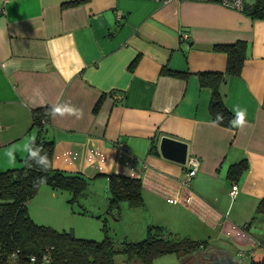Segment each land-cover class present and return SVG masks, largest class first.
I'll return each instance as SVG.
<instances>
[{"label":"crops","instance_id":"0c3cea01","mask_svg":"<svg viewBox=\"0 0 264 264\" xmlns=\"http://www.w3.org/2000/svg\"><path fill=\"white\" fill-rule=\"evenodd\" d=\"M236 40L245 41V56L221 91L233 115L234 109L245 111L243 128L213 123L211 89L197 76L224 70L226 53L213 45ZM263 103L264 18L215 0H0V170L21 164L33 134V107L80 109L79 119L50 116L52 165L82 172L89 184L103 174L106 207V174H125L116 149V141H123L137 157L144 201L137 208L150 214L147 223L200 241L179 257L181 264L264 260V238L251 231L264 195ZM161 135L186 141L188 154L199 158L188 184L184 164L160 154ZM90 146L105 154L101 169L98 159L90 163L79 155L68 162L61 156L67 148L83 152ZM241 159L245 168L233 180L227 168ZM233 181L237 192L231 197ZM233 224L246 235H227Z\"/></svg>","mask_w":264,"mask_h":264},{"label":"trees","instance_id":"16d2710c","mask_svg":"<svg viewBox=\"0 0 264 264\" xmlns=\"http://www.w3.org/2000/svg\"><path fill=\"white\" fill-rule=\"evenodd\" d=\"M242 10L251 17L264 18V0H252ZM213 47L226 53L225 69L198 71L197 76L201 85L211 89L208 109L212 118L216 121L217 114H220L223 119L219 123L233 127L231 121L235 115L225 105L221 86L228 74L240 72L245 56V41L216 43ZM161 71L183 74L166 67L161 68ZM52 106L44 104L31 109L30 130L33 129V134L29 140L34 137L35 145L28 142L27 147V151L41 148L40 155L47 154L51 167L46 172L42 171L35 163L39 157L28 160L25 153L19 166L0 170V264H114L115 255L119 252L128 258H136L141 264H150L154 257L162 253L175 252L180 257L198 248L200 241L188 236L169 238L170 232L158 224H147L145 235L140 239L124 238L117 243L108 234L105 223L104 236L100 240L78 237L72 229L58 230L37 223L30 216L26 202L36 194L40 183H46L53 189L69 190L70 202L89 192V178L85 174L52 165L54 138L48 133V112ZM245 165V159L231 163L227 175L236 180ZM40 167L43 168V165ZM106 178L107 212L118 210L123 201L130 207L143 206L140 178L115 172L107 173ZM257 217H264V195L259 199L256 213L251 219ZM262 263L264 260H261Z\"/></svg>","mask_w":264,"mask_h":264},{"label":"rangeland","instance_id":"374dc122","mask_svg":"<svg viewBox=\"0 0 264 264\" xmlns=\"http://www.w3.org/2000/svg\"><path fill=\"white\" fill-rule=\"evenodd\" d=\"M91 193L80 195L70 202L68 199L71 193L67 189H56L55 196L51 195L48 185L40 186L33 197L30 206V216L37 222L50 225L58 230L72 229L78 237L100 240L104 236L103 224L107 228L115 241L128 239L137 240L145 235V226L150 218V214L137 207H126L124 201L121 203L122 210L107 212L105 207V177L99 174L89 184ZM35 203V204H33ZM38 215H35V209ZM44 206L42 208L41 206ZM40 206V207H39ZM120 213V217L118 214ZM167 213V212H166ZM99 214V216L97 215ZM44 219H39V217ZM118 217V218H117ZM159 218V217H158ZM167 218V216H165ZM151 221V220H150ZM169 238H179L182 233L167 229ZM251 231L264 238V217H257L251 226ZM185 261V260H184ZM183 261V262H184ZM245 264H252L250 258H244ZM114 264H141L136 258L127 257L124 253H117ZM150 264H181L179 256L175 252H165L154 257Z\"/></svg>","mask_w":264,"mask_h":264},{"label":"built area","instance_id":"2783aa9c","mask_svg":"<svg viewBox=\"0 0 264 264\" xmlns=\"http://www.w3.org/2000/svg\"><path fill=\"white\" fill-rule=\"evenodd\" d=\"M215 1H218L223 5L242 10L244 8V5L248 2H251L252 0H240L239 5L237 4V0H215ZM116 149H117V157L124 158L123 159L124 168L122 169V172L129 176L137 177V167H136L137 157L127 149L125 143L121 140L116 141ZM79 155H83L84 159L90 163L98 159L97 166L99 169L102 168V164L100 162L104 160L105 154L101 149L97 147L94 146L87 147L83 152L81 151L79 152L76 149L67 148L63 150V152L61 153V156L68 162H73L79 157ZM58 156L59 154L57 153L54 154V157H58ZM198 165H199V158L195 155L188 154L186 158V162L184 163V178H183L184 184H188L189 178L196 173ZM236 192H237V184L235 183V181H233L229 189V194L231 197H234ZM172 200L176 201V198L172 197ZM225 232L227 235L230 236L246 235V231L242 227L236 226L234 224L231 225L230 228L226 229ZM239 254L242 255L243 253L239 252ZM30 258L34 259L33 256H31ZM252 264H260V263L253 262Z\"/></svg>","mask_w":264,"mask_h":264},{"label":"clouds","instance_id":"9594fccd","mask_svg":"<svg viewBox=\"0 0 264 264\" xmlns=\"http://www.w3.org/2000/svg\"><path fill=\"white\" fill-rule=\"evenodd\" d=\"M237 4H240V0H237ZM235 111V118L231 121V124L235 128H243L247 121L245 119V111L241 109H234ZM48 115L55 117L57 115L59 116H65V115H70V116H75L76 118H81L83 113L80 109L68 105V104H55L51 107L50 111L48 112ZM223 119V117L220 114H217V120L214 121L213 123L216 124L220 122ZM28 142H31L32 144L35 145V138L33 137L31 140ZM26 142L23 145V151L27 153V159L28 160H33V158L39 157L38 161H35L36 165L42 170V171H47L51 167V162L48 159L47 154L40 155L42 149L39 147H35L34 150L29 149L28 151H25V148L27 146ZM8 156L12 159H14L12 152L8 153ZM40 165H43V168L40 167Z\"/></svg>","mask_w":264,"mask_h":264},{"label":"water","instance_id":"95a60500","mask_svg":"<svg viewBox=\"0 0 264 264\" xmlns=\"http://www.w3.org/2000/svg\"><path fill=\"white\" fill-rule=\"evenodd\" d=\"M158 150L165 158L181 164L186 162L187 142L182 139L170 135H161L158 141Z\"/></svg>","mask_w":264,"mask_h":264}]
</instances>
